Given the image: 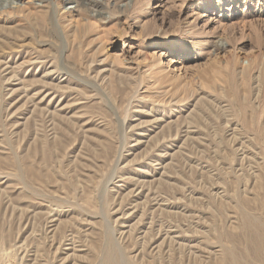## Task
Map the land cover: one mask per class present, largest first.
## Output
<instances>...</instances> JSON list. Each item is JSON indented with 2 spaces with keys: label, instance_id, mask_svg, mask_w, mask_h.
<instances>
[{
  "label": "rangeland",
  "instance_id": "obj_1",
  "mask_svg": "<svg viewBox=\"0 0 264 264\" xmlns=\"http://www.w3.org/2000/svg\"><path fill=\"white\" fill-rule=\"evenodd\" d=\"M6 1L0 264H264V0Z\"/></svg>",
  "mask_w": 264,
  "mask_h": 264
},
{
  "label": "bare ground",
  "instance_id": "obj_2",
  "mask_svg": "<svg viewBox=\"0 0 264 264\" xmlns=\"http://www.w3.org/2000/svg\"><path fill=\"white\" fill-rule=\"evenodd\" d=\"M6 1V0H5ZM7 2V1H6ZM0 8H5V5H3V6H1ZM53 26V25H52ZM249 221V220H248ZM252 222V221H251ZM256 224V223H255ZM253 222L252 223H247V227L248 228H250L249 230L251 231V233H253L254 232V234L253 235H255V234H257L256 236H258V237H263L264 236V226H256ZM261 224V223H260ZM259 224V225H260ZM253 231V232H252ZM112 244V243H111ZM113 245V244H112ZM115 249V248H114ZM116 252H118L119 253V250L117 251V250H115ZM117 256H115V252H114V250L112 249V251L111 252H109V256H108V258L106 259V261L104 262V264H117V259H119L118 257L116 258ZM125 258V257H124ZM123 259V258H122ZM233 263L234 264H239L238 263V261L236 260V259H234L233 260ZM241 264V263H240Z\"/></svg>",
  "mask_w": 264,
  "mask_h": 264
}]
</instances>
